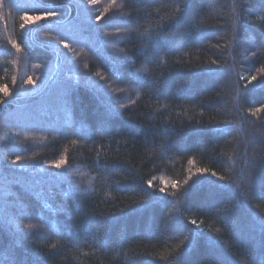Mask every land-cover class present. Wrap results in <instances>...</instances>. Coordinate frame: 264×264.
<instances>
[{"label": "trees", "instance_id": "16d2710c", "mask_svg": "<svg viewBox=\"0 0 264 264\" xmlns=\"http://www.w3.org/2000/svg\"><path fill=\"white\" fill-rule=\"evenodd\" d=\"M0 264H264V0H0Z\"/></svg>", "mask_w": 264, "mask_h": 264}, {"label": "snow or ice", "instance_id": "6c2138e0", "mask_svg": "<svg viewBox=\"0 0 264 264\" xmlns=\"http://www.w3.org/2000/svg\"><path fill=\"white\" fill-rule=\"evenodd\" d=\"M37 19H39V17H37ZM214 175V174H213ZM161 191H163V189H161ZM193 223H195V221H193Z\"/></svg>", "mask_w": 264, "mask_h": 264}]
</instances>
